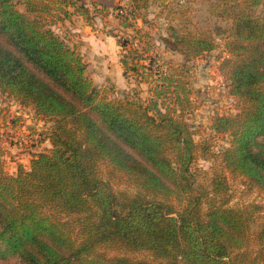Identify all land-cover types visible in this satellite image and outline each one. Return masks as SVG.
<instances>
[{
    "label": "trees",
    "instance_id": "trees-1",
    "mask_svg": "<svg viewBox=\"0 0 264 264\" xmlns=\"http://www.w3.org/2000/svg\"><path fill=\"white\" fill-rule=\"evenodd\" d=\"M57 2L90 22L86 0ZM211 2V13L229 23L215 28L229 51L221 71L245 102L236 116H216L212 129L231 137L226 169L264 191V0ZM26 3L30 12L48 10L40 0ZM169 31L170 50L201 56L217 48L208 32ZM133 44H120L121 64L148 96L136 90L140 97L110 100L77 45L0 0V94L54 121L49 152L36 154L29 170L10 175L0 162V249L23 264H151L108 257L110 249L146 251L157 264H264V222L253 230L258 208L218 204L228 189L222 176L211 180V193L196 184L199 146L183 119L189 87L153 49ZM103 162L138 193H115L100 178Z\"/></svg>",
    "mask_w": 264,
    "mask_h": 264
},
{
    "label": "rangeland",
    "instance_id": "rangeland-1",
    "mask_svg": "<svg viewBox=\"0 0 264 264\" xmlns=\"http://www.w3.org/2000/svg\"><path fill=\"white\" fill-rule=\"evenodd\" d=\"M12 1L17 9L29 18L39 20L46 28H56L58 34L66 33L64 21L71 18L70 16L66 17L65 13L68 12L71 16L77 15L73 13L75 11L73 8L67 7L57 0H40L44 4H48L46 12H30L27 0ZM94 4L97 7L95 6L90 12V22L86 23L95 32L101 30L105 35H111L116 39L115 41L119 44L117 52L121 59L124 50L120 44L131 40L138 50L153 49V53L158 54L171 67L172 71L175 70L174 72L181 74L190 89V102L183 111V119L189 125L193 139L199 146L196 160L192 166L196 174V184L206 186L211 193V180L216 176L224 177L227 180L228 189L226 193L219 196L216 202L220 204L226 201L233 208L256 206L258 210L255 213L256 221L253 230H258L264 222V191L255 187L244 176L232 174L226 169L223 152L231 146V137L228 134H218L212 129L216 116H236L245 107L243 100L232 96L229 81L221 71V64L224 58L229 56V51L226 48V36L218 34L215 28L217 26L226 28L229 23L211 13V0H150L146 8L141 2V7L137 8L132 0L130 3L120 0L112 4L111 7H106L98 2H94ZM127 6H131L134 11L130 17L112 15L110 12ZM170 27L176 28L183 35H187L188 32H208L213 36L217 48L201 56L188 55L181 46L178 50H170L163 40L165 38L172 39ZM138 31L142 34H139ZM140 37H142V43H138V40H141ZM106 68L111 70L109 74ZM88 75L93 79L95 86L105 92V96L110 100L136 98L141 94L143 98L148 96L145 84L143 88L139 82L136 84L134 79L131 83L118 82L111 60L108 63L100 64L98 57L93 58ZM136 90L140 94L139 96L135 94ZM4 116L7 117L6 121ZM0 119V145H2L0 152H2V147L24 150L36 148L38 151H43V144L54 128V121L36 117L31 107L20 105L17 100L2 94H0ZM39 123H42L41 127H37ZM38 129L41 131L38 132ZM12 138L19 140L25 138L27 143L19 146L12 141ZM46 151L49 152V149ZM99 175L102 180L108 182L115 193L127 195L138 193V189L132 184L130 178L124 173L115 171L108 163L100 164ZM259 248L260 246L255 242L252 243L253 253ZM105 253L108 257H126L145 260L151 264L158 263L153 255L146 251L130 252L110 249L105 250ZM0 264L23 263L14 256L4 254L0 249Z\"/></svg>",
    "mask_w": 264,
    "mask_h": 264
},
{
    "label": "crops",
    "instance_id": "crops-1",
    "mask_svg": "<svg viewBox=\"0 0 264 264\" xmlns=\"http://www.w3.org/2000/svg\"><path fill=\"white\" fill-rule=\"evenodd\" d=\"M120 0H86L87 7L90 11L93 10L95 4L94 2L101 3L106 7H111L112 4ZM127 3H130L131 0H124ZM75 15V14H74ZM70 19L64 21V31L65 34H58L56 28L53 29L61 38L70 41L71 43L79 47L80 52L82 53L84 59L88 64V71L91 70L93 58L98 57L100 64H105L112 61L113 71L115 76L118 78V82L125 83L127 81L124 68L121 64V57L117 52L119 46L115 38L111 35H105L101 30L94 31L93 28L86 23V21L78 15L71 16ZM102 68V67H100ZM112 68V67H111ZM107 69V68H106ZM111 70L107 69L109 74ZM93 80V79H92ZM144 84H141L143 87ZM144 88V87H143ZM1 121V119H0ZM42 123H39L37 127H41ZM43 128V127H42ZM24 129V128H22ZM41 131L38 129V132ZM21 132V131H20ZM4 145V144H3ZM2 145H0L1 147ZM51 141L49 137L45 140L43 144L44 150L41 152H46V149L51 148ZM0 152V161L3 165V169L7 174L16 175L18 172L19 166H23L26 170L30 169L31 160L33 157L40 153L36 148L31 149H16L13 147L1 148ZM6 161V163H5ZM5 163V165H4Z\"/></svg>",
    "mask_w": 264,
    "mask_h": 264
},
{
    "label": "built area",
    "instance_id": "built-area-1",
    "mask_svg": "<svg viewBox=\"0 0 264 264\" xmlns=\"http://www.w3.org/2000/svg\"><path fill=\"white\" fill-rule=\"evenodd\" d=\"M114 13L120 16L127 15L128 17H130L131 15L134 14V11L131 6H127L125 8H119L117 11H114ZM111 14L113 15V13ZM12 141L19 146H22L24 143H27V140L25 138L22 140H19L17 138H12Z\"/></svg>",
    "mask_w": 264,
    "mask_h": 264
}]
</instances>
